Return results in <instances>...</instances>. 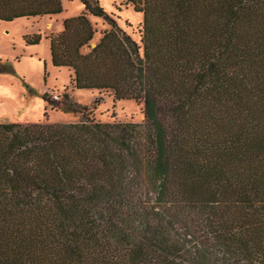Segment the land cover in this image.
<instances>
[{
    "label": "trees",
    "instance_id": "1",
    "mask_svg": "<svg viewBox=\"0 0 264 264\" xmlns=\"http://www.w3.org/2000/svg\"><path fill=\"white\" fill-rule=\"evenodd\" d=\"M80 1L53 65L145 122H0V264H264V0H125L140 42ZM62 11L0 0L4 21ZM88 14L111 24L94 46Z\"/></svg>",
    "mask_w": 264,
    "mask_h": 264
},
{
    "label": "rangeland",
    "instance_id": "2",
    "mask_svg": "<svg viewBox=\"0 0 264 264\" xmlns=\"http://www.w3.org/2000/svg\"><path fill=\"white\" fill-rule=\"evenodd\" d=\"M113 15L117 24L137 41H141L143 15L125 0H99ZM63 11L38 18H16L0 21V122H67L89 117L109 122H145L144 104L135 99H115L111 89H78L71 83L73 70L52 63L48 35L60 32L64 20L81 14L85 7L80 0H62ZM97 30L91 46L97 43L111 24L103 17L88 14ZM51 23V24H50ZM40 34L39 43L29 44L27 36ZM96 45V44H95ZM87 52L89 48L82 49ZM58 101L53 107L43 98ZM84 112L66 108V96Z\"/></svg>",
    "mask_w": 264,
    "mask_h": 264
},
{
    "label": "crops",
    "instance_id": "3",
    "mask_svg": "<svg viewBox=\"0 0 264 264\" xmlns=\"http://www.w3.org/2000/svg\"><path fill=\"white\" fill-rule=\"evenodd\" d=\"M38 17H40V16H31V17H20V19H22V18H26V19H31V18H38ZM0 21H2V20H0ZM51 24V23H50ZM62 31V30H61ZM96 44V43H95ZM94 44V45H95Z\"/></svg>",
    "mask_w": 264,
    "mask_h": 264
}]
</instances>
